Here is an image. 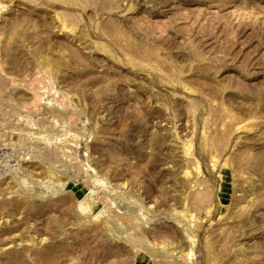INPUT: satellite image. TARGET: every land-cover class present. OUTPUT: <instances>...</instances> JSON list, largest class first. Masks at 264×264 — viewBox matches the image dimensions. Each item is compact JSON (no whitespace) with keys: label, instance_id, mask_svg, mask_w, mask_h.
Instances as JSON below:
<instances>
[{"label":"rangeland","instance_id":"rangeland-1","mask_svg":"<svg viewBox=\"0 0 264 264\" xmlns=\"http://www.w3.org/2000/svg\"><path fill=\"white\" fill-rule=\"evenodd\" d=\"M0 264H264V0H0Z\"/></svg>","mask_w":264,"mask_h":264},{"label":"bare ground","instance_id":"bare-ground-1","mask_svg":"<svg viewBox=\"0 0 264 264\" xmlns=\"http://www.w3.org/2000/svg\"><path fill=\"white\" fill-rule=\"evenodd\" d=\"M68 133H65V134H68ZM85 133H86L85 130H83L81 132H76V133L74 132L73 135L70 136L71 137L70 140L64 141L63 143H60V144H57L56 152L59 150L61 152H65L67 154V156L69 157V159L71 160V162L72 161H78V163H79L80 160L77 157L76 153H77V149L79 146V140L84 137ZM21 139L25 140L24 142L21 143V146H20L23 148L26 146V143L30 138L27 137L26 135H23L21 137ZM30 141L32 142V140H30ZM19 175H20V177H23L22 174H19ZM60 175H61V173H60ZM38 185H40V184H38ZM109 200H110V203L114 205V208H116L118 211H120L121 214L128 215L133 222V226H132L131 230L126 231L125 235H123L125 242L131 246L137 247L139 250H142V251L144 249H147L148 247H150V243H149L147 237L144 235H142L140 237L138 231H140L142 228H146V229L149 228V226L151 224L155 223V221H157V220L159 221L160 217L145 216L142 201L136 199L135 197H133L131 195L119 194L117 196V198H110ZM152 255H153V253H152Z\"/></svg>","mask_w":264,"mask_h":264}]
</instances>
